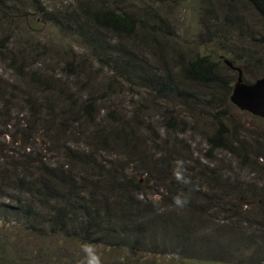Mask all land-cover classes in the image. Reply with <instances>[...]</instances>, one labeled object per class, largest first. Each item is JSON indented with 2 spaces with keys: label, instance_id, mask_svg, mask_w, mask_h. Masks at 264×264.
<instances>
[{
  "label": "rangeland",
  "instance_id": "1",
  "mask_svg": "<svg viewBox=\"0 0 264 264\" xmlns=\"http://www.w3.org/2000/svg\"><path fill=\"white\" fill-rule=\"evenodd\" d=\"M106 9L128 32L94 23ZM202 56L224 85L180 76ZM238 68L264 77L246 0H0V264H87L86 244L102 264H264V118L230 100Z\"/></svg>",
  "mask_w": 264,
  "mask_h": 264
},
{
  "label": "trees",
  "instance_id": "2",
  "mask_svg": "<svg viewBox=\"0 0 264 264\" xmlns=\"http://www.w3.org/2000/svg\"><path fill=\"white\" fill-rule=\"evenodd\" d=\"M246 1L249 2L255 8V10L259 12L264 22V0ZM90 17L93 18V21L96 23V25L108 27L115 33H120V31L128 32V29H130L132 25V20L128 16L108 9L95 11ZM179 74L182 78L191 80L193 82H198L206 86L212 85L215 82L218 84H225V80L218 76L219 74L216 71L215 62L209 61L206 56L190 60L186 66H181ZM154 79L155 81H153V78L151 79V83L157 82L159 84L160 90H165L166 88L168 90H174V88H177V86H174V80L169 74L167 77L162 78L157 76ZM183 93L185 92L183 91ZM47 179H49V177ZM47 179L45 180V188L51 192L53 189H51L50 185H47ZM64 207L66 206L63 205L61 209L58 208L57 212H62ZM115 212H118V210H115ZM109 217H111V215ZM79 218H81L82 222L85 224L84 226H80L85 232H89V227L93 225L98 227V229H101V232L105 228V224L102 222L101 217L99 218L98 210L93 207H86L84 205L83 213Z\"/></svg>",
  "mask_w": 264,
  "mask_h": 264
},
{
  "label": "water",
  "instance_id": "3",
  "mask_svg": "<svg viewBox=\"0 0 264 264\" xmlns=\"http://www.w3.org/2000/svg\"><path fill=\"white\" fill-rule=\"evenodd\" d=\"M225 62L232 66V62L227 59ZM239 76L234 84L230 100L240 109L264 118V77L257 79L252 84L242 82L241 69L238 68Z\"/></svg>",
  "mask_w": 264,
  "mask_h": 264
},
{
  "label": "clouds",
  "instance_id": "4",
  "mask_svg": "<svg viewBox=\"0 0 264 264\" xmlns=\"http://www.w3.org/2000/svg\"><path fill=\"white\" fill-rule=\"evenodd\" d=\"M178 165L181 166V170L177 171V180L184 185H192L193 181L191 177L184 175L182 170V162L178 161ZM191 202V192H182L175 198L176 209L184 210ZM83 251L87 254V264H102L100 255L98 254L96 248L93 245L86 244L83 246Z\"/></svg>",
  "mask_w": 264,
  "mask_h": 264
}]
</instances>
